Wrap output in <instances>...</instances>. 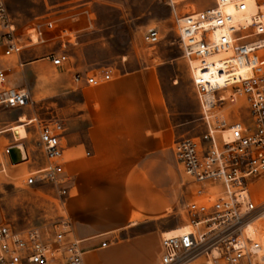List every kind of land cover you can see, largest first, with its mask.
<instances>
[{
  "label": "built area",
  "instance_id": "1",
  "mask_svg": "<svg viewBox=\"0 0 264 264\" xmlns=\"http://www.w3.org/2000/svg\"><path fill=\"white\" fill-rule=\"evenodd\" d=\"M177 1L183 0H166V4L176 15L178 40L193 75L204 130L195 138L177 140L172 147L186 179L197 186L194 199L185 207L193 232L162 234L155 264H264V193L257 194L251 186L264 182V0H255L256 11L248 16L250 22L244 19L249 0H214L209 8L180 17ZM53 28L51 21L35 23L24 35L10 17L6 1L0 0L3 57L20 56L25 43L43 41ZM145 41L153 46L160 41L157 27L146 31ZM66 45L62 43L61 51L51 52L45 59L62 67L68 60ZM228 52L218 64L211 66L207 61L211 54ZM253 58L257 64L251 66ZM194 60L197 67L192 66ZM247 67L249 75L237 74ZM197 69L200 74H196ZM6 79V70L0 68V104L31 107L30 93L9 88ZM73 79L96 86L113 78L105 69L85 77L76 73ZM25 124L35 126L46 164L29 173L23 182L26 186L50 184L65 204L72 179L65 176L62 163L63 122L57 117L41 120L34 116ZM10 148L4 149L8 156ZM242 192L245 196L239 202L236 196ZM251 225L261 239L249 236ZM71 230L66 212L53 223L51 236L38 226L15 231L0 224V264H84L81 242L75 238L67 244L63 241ZM101 246L106 247L107 242Z\"/></svg>",
  "mask_w": 264,
  "mask_h": 264
},
{
  "label": "crops",
  "instance_id": "2",
  "mask_svg": "<svg viewBox=\"0 0 264 264\" xmlns=\"http://www.w3.org/2000/svg\"><path fill=\"white\" fill-rule=\"evenodd\" d=\"M66 69L63 78L69 82L61 86L78 91L81 99L64 109L61 120L63 169L72 179L64 204L72 230L63 241L81 242L84 264H155L161 235L175 226L170 214L190 195L170 144L195 118L170 106L158 67L114 75L94 95L83 92L90 87L85 82H70L86 67L72 62ZM172 84L175 88L177 79ZM22 108L0 121V148L20 146L25 158L17 170L33 173L46 158L36 128L30 137Z\"/></svg>",
  "mask_w": 264,
  "mask_h": 264
},
{
  "label": "rangeland",
  "instance_id": "3",
  "mask_svg": "<svg viewBox=\"0 0 264 264\" xmlns=\"http://www.w3.org/2000/svg\"><path fill=\"white\" fill-rule=\"evenodd\" d=\"M8 9L15 12L17 26L24 35L31 25L51 21L54 25L43 41L25 43L20 56L11 58L0 54V68L7 72L9 88L26 90L33 98L31 107L22 110L29 116L41 120L57 117L63 120V111L80 101L78 91L63 90L66 85L63 78L70 63L81 65L88 70L85 74L98 75L108 69L114 75L139 69L146 65L158 67L165 93L170 97V106L182 109L195 122L187 125L181 138H195L203 129L199 120V103L193 85V75L187 60L182 56L178 40L175 16L166 0H7ZM178 2V1H177ZM214 5V0H183L177 3L176 12L180 17L184 11L194 8L203 11ZM193 12V11H191ZM189 12V13H191ZM158 28L159 42L151 45L145 41L149 28ZM63 31L66 34H63ZM62 43L68 55L67 63L55 67L46 56L61 51ZM22 64V65H21ZM85 77L84 73H79ZM178 84L172 87L173 80ZM110 80V81H112ZM73 81L71 76L70 82ZM110 81L98 86L85 87L84 93L96 94ZM14 108L0 104V121L13 115ZM243 114L241 107L236 108ZM18 124V123H17ZM31 138L35 126H29ZM178 138L177 140L181 139ZM175 140L170 144L173 147ZM10 158L0 148V224L10 225L15 231L31 227H40L45 234L52 235L53 223L65 214V205L50 184L37 182L26 186L23 182L29 173L17 170L10 164ZM20 163V162H19ZM123 171L119 169V172ZM186 185V183L184 184ZM189 186V200L194 199L195 184ZM256 193H264V182L252 184ZM70 195V192H69ZM182 203L177 211L170 214V221L177 229L189 226L186 217V204ZM201 230V227L198 228ZM166 232V231H165ZM164 233V232H163Z\"/></svg>",
  "mask_w": 264,
  "mask_h": 264
},
{
  "label": "bare ground",
  "instance_id": "4",
  "mask_svg": "<svg viewBox=\"0 0 264 264\" xmlns=\"http://www.w3.org/2000/svg\"><path fill=\"white\" fill-rule=\"evenodd\" d=\"M256 5H257V2H255V0H249L248 1V7H247V10L245 11V20H248L249 22H250V20H249V15L250 14H253L255 11H256ZM228 11H231V8L229 7L228 9H227ZM191 11H193V12H195L194 11V8L193 9H191V10H186V11H184L183 13L184 14H186V13H189V12H191ZM236 20H238V21H240V20H242L241 18H238V17H236L235 18ZM243 19V20H244ZM218 36V34L215 32L214 33V37H217ZM228 55H229V52L228 53H217V54H211L210 56H209V58L207 59V61H208V63L209 64H211V66H213V63H215V64H218L219 63V61L221 60V59H223V58H225V57H228ZM262 60H264V57L262 58ZM197 61H193L192 62V66H195V67H197ZM255 64H257V61L253 58L252 60H251V66L252 65H255ZM210 66V67H211ZM213 68V67H212ZM249 73H250V68L249 67H247V69H241L240 71H238V73L237 74H239V75H241V76H243V77H246L247 75H249ZM196 74H200V71H198V69L196 70ZM207 77V76H206ZM207 79H209V77H207ZM13 157H14V159H24L25 158V155H24V152H22V148L20 147V146H15V148H14V150H13ZM244 196H245V192H242V193H240L239 195H237L236 196V198H237V200L239 201V202H242L243 201V198H244ZM254 226H249V228L247 229V232L249 233V236L251 237H253V239H261V238H259V236H257V234L255 233V231H254ZM184 231H187V232H189V234H192V232H193V230H192V228L190 227V226H188V225H184V226H182V227H179V228H177V229H172V230H169V231H167V232H164L163 233V235L164 236H173V235H179L180 233H182V232H184Z\"/></svg>",
  "mask_w": 264,
  "mask_h": 264
},
{
  "label": "water",
  "instance_id": "5",
  "mask_svg": "<svg viewBox=\"0 0 264 264\" xmlns=\"http://www.w3.org/2000/svg\"><path fill=\"white\" fill-rule=\"evenodd\" d=\"M13 150H14V147L13 148H10V154H9V158H10V161H11V164H15V163H18L20 162V159H14L13 157Z\"/></svg>",
  "mask_w": 264,
  "mask_h": 264
}]
</instances>
